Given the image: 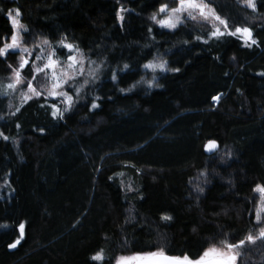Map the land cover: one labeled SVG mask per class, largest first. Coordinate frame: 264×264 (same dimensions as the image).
<instances>
[{
  "label": "trees",
  "instance_id": "obj_1",
  "mask_svg": "<svg viewBox=\"0 0 264 264\" xmlns=\"http://www.w3.org/2000/svg\"><path fill=\"white\" fill-rule=\"evenodd\" d=\"M206 2L231 29L249 28L255 45L194 21L161 28L151 17L176 0H0V47L19 9L27 44H71L87 68L65 111L45 97L21 105L6 87L19 56L0 57V264L196 259L264 227L254 191L264 186V0L255 11ZM160 62L165 72L146 71ZM237 264H264V241L246 244Z\"/></svg>",
  "mask_w": 264,
  "mask_h": 264
},
{
  "label": "snow or ice",
  "instance_id": "obj_2",
  "mask_svg": "<svg viewBox=\"0 0 264 264\" xmlns=\"http://www.w3.org/2000/svg\"><path fill=\"white\" fill-rule=\"evenodd\" d=\"M245 5L249 8H251L253 11L256 10V4L254 0H243ZM177 6L174 8L169 9L168 5L162 4L159 8V13L164 14L163 19L157 20V14H153L151 17L153 21L158 23L161 27H166L169 29H174L177 27V24L181 22V14L184 12H187V15L189 18L195 20L196 16L193 15V10H199V14L201 17L204 19H208L209 17L213 18L216 21H219L221 25L227 28V22L223 19H221L220 16L216 15L215 11L211 8L208 7L207 4L203 3V0H176ZM9 19L13 25V34L11 36V42L10 43H5L2 47H0V57H5L6 54L9 52L10 49L14 50L16 48L20 47V42H19V35L18 31L19 29H24V25L19 22L18 19L13 17L11 11L8 13ZM20 16V11L19 9L16 10V17ZM123 19V17H121ZM215 27V25H214ZM27 31V29H24ZM240 34L241 38L244 40L245 44L248 46H251V44H255L256 40L252 39V33L251 30L247 27L240 28L237 27L234 32H229V35L236 36L237 34ZM212 37L219 38L220 36L224 35V32H222L218 27H215V31H213L210 34ZM251 41L249 44L248 42ZM44 44H48L47 40L43 41ZM63 44V41H61ZM63 47L71 50L73 48V45L71 44H63ZM23 51H28L27 48L23 49ZM43 51V50H41ZM54 52L50 54L47 57V62L44 63V65L38 66L35 64V62H32V68L33 72L35 74L39 73H44L45 77L48 76V72H51V77L50 79L52 81H55L52 84L51 90L49 91V95L52 96H64L67 99V102L69 104V107L71 106L72 103V98L67 95L66 92H58L56 89H59L63 83H67V79H75V76H68L67 71L62 70V75L67 76V79H61V75L57 73L56 69L59 65V61L53 59ZM42 57L40 55L36 56V60H40ZM68 60L71 61L72 63L68 65V68L71 69L72 71H77L76 65L78 61L76 60V57L74 56H69ZM94 63V62H93ZM29 64V60L26 58H21V61L19 63L18 68H13V76H14V81L12 83L7 84L8 89H15V87L22 82V70ZM166 62H160L159 64H149L145 65V67L149 68H159L161 71L167 70L165 67ZM128 66L125 65V68ZM9 68H12L11 65H9ZM96 70H93V73ZM173 71H178V69H173ZM93 73H90V75H93ZM33 75V80L36 79V75ZM79 74H83V68L81 67L79 69ZM113 80L116 79L115 74L113 75ZM87 83V81H85ZM151 86V84H149ZM158 86V85H157ZM28 90L30 93H34L36 96H40L41 92L37 91L36 88L33 87V84L31 81L28 82L27 84ZM123 91V90H122ZM77 92H79V89H77ZM26 99H30V96H26ZM219 97H213V100H218ZM55 107V106H53ZM93 107H97V105L93 104ZM18 110V109H17ZM68 108L65 109L67 111ZM59 112V109H56L53 112V116L55 117L57 113ZM60 116L62 118L63 113H60ZM7 139V137H5ZM216 148V142L215 141H209L208 145H206V150L207 151H213ZM200 191H203V189H199ZM254 191L260 192L261 194H264V186L262 185H257ZM262 200H264V196H262ZM256 223H264V204H262L258 210L256 211ZM163 219L167 220L170 219V217H163ZM24 224L21 223L19 225L20 229V234L21 237H23L24 233ZM264 241V227H261L258 231V233L253 234V233H248L243 239L238 240L236 243H229L227 239L220 241V244L222 245L221 248H217L215 245L210 247L209 249L205 250L203 254L196 258L192 259L187 255H184L183 257H169L163 252L155 253V252H150L143 254L144 257L146 258H154L159 256L160 259L166 264H208V261L206 258L211 254L216 255L218 258L212 262V264H237V260L239 259L240 252L238 250L243 249L246 244L249 245H255L257 241ZM19 239L15 242L9 245L10 248H15L17 244H19ZM93 260L95 261H102L104 259L103 253L98 252L96 255L92 257ZM116 264H128V258L126 257H119L116 260Z\"/></svg>",
  "mask_w": 264,
  "mask_h": 264
},
{
  "label": "rangeland",
  "instance_id": "obj_3",
  "mask_svg": "<svg viewBox=\"0 0 264 264\" xmlns=\"http://www.w3.org/2000/svg\"><path fill=\"white\" fill-rule=\"evenodd\" d=\"M255 1L256 0H254V2ZM239 2L244 7H247L245 5V3L243 2V0H239ZM203 3L204 4H207L209 8L213 9L212 6L209 5L206 2V0H203ZM16 10L17 9L12 10L11 13H12L13 17H15L16 19H18L19 22L22 24V22H21V15L19 17H16ZM124 12L125 11H121L119 13L120 14V21L121 22H122L121 17L123 16ZM193 15L196 16V19L195 20L189 18L188 15H187V12L182 13L181 14V22L178 23L177 24V27L174 28V29H169V28H166V27H161L158 23L157 24L161 28H163L165 30H171V31H173V30L177 29L179 26L185 24L187 21H194V22H199L201 24H207V25H209L213 31H215V27H218L222 32H224V35H229L228 34L229 32H234L235 31V29H231L228 24H227V28L225 29V27L223 25H221L219 23V21H216V20H214L211 17H209L208 19H204L203 17L200 16L199 10H193ZM216 15H217V13H216ZM163 18H165L164 17V14L158 13L157 20L163 19ZM214 25H215V27H214ZM24 29H25V27H24ZM24 29H19V31H18L20 47L14 49V50L10 49L9 52L6 54V56L9 53H17L18 56H19V61H21V58H26V59L29 60V64L25 68H27L28 66H30L32 68V62L33 61L35 62L36 65L42 67L44 65V63L47 62V57L54 52L53 59L59 61V65H58L56 71H57L58 74L61 75V79L62 80L63 79H67V76H63L62 75V70L67 71L68 76H75V79H67V83H63L62 86L59 89H56V91H58V92H66L67 95L72 98V103H71V106L69 107V104L67 102L66 97H64V96H52V95H49V91L51 90L52 84L55 82V81H52L50 79L51 72H48V76L45 77V74L44 73L35 74L33 72V68H32V72H33V74L36 75V79L35 80L32 79L30 81L32 82L33 87L36 88L37 91H40L41 92V95L40 96H36L34 93H30L29 90H28V87H27V84H28L29 81H27L23 77V70L25 69L24 68L22 70V73H21V75H22V82L20 84H18L15 87V89H12L14 93H17V98H18L19 103L22 105V104H25V103H27V102L35 99V98L45 97V98H49V99H53V100H59V101H61V104H63L64 107H66L68 109H71L73 106H75L77 104V101H78L77 100L78 99V92H76L75 94L72 93V91L75 90L74 89L75 81L78 78L84 76L86 74V72H87V70H86L87 69L86 68V59L79 52V50H77L74 46H73V48L71 50L63 47V44H67V43H63V44H59V45L53 46L49 42H48V44H44L43 43L44 40H36V41H32V43L29 45V44L26 43V41L24 39V35L26 33V31ZM234 37L239 38L243 42L244 46H246V47H252V46L255 45V44H251V46H248L247 44H245L244 40L241 38V36H240L239 33L236 36H234ZM252 39H253V37H252ZM10 42H11V38L6 43H10ZM248 43L250 44L251 41H249ZM25 48H27L28 51H23V49H25ZM58 49H65V53H64L63 56H61L58 53V51H57ZM41 50H43V51H41ZM37 55H40L42 58L40 60H36V56ZM70 55L76 57V60L78 61L77 65H76L77 71H75V72L68 68V65L72 63L71 61L68 60V57ZM155 64H159V63H154V65ZM81 67L83 68V74H79V69ZM165 67H166V65H165ZM146 71L155 74V73H158V72H162L163 73L166 70L165 71H161L158 67L155 68V69L146 67ZM14 79L15 78H14V76L12 74V76H11V83L14 81ZM26 96H30L31 98L30 99H26L25 98ZM218 100H215V102L217 103ZM20 104H18V105L20 106ZM260 195H261V199H260V204L259 205L261 206L262 204H264V200H262V196H264V194H261L260 193ZM217 248H221V247H217ZM238 251L240 252L241 249L238 250ZM126 258H128V264H136L138 261H140L142 259H146V257H144V255L143 256H132V257H126ZM217 258L218 257L216 255L210 253V255L206 258V260H216ZM237 263H238V260H237Z\"/></svg>",
  "mask_w": 264,
  "mask_h": 264
},
{
  "label": "water",
  "instance_id": "obj_4",
  "mask_svg": "<svg viewBox=\"0 0 264 264\" xmlns=\"http://www.w3.org/2000/svg\"><path fill=\"white\" fill-rule=\"evenodd\" d=\"M207 145H208V144H207ZM217 149H218V145H217V144H216V148H215L213 151H207L206 148H205L206 153H207V154H210V155H212L215 151H217ZM167 256H168V255H167ZM169 257H171V256H169ZM207 261H208V264H212V262H213L214 260H207ZM136 264H166V262L162 261V260L160 259V257L157 256V257H154V258H146V259H142V260L138 261Z\"/></svg>",
  "mask_w": 264,
  "mask_h": 264
}]
</instances>
